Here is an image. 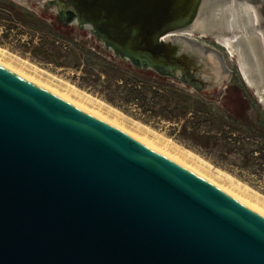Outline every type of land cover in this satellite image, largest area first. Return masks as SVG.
Returning a JSON list of instances; mask_svg holds the SVG:
<instances>
[{
    "label": "water",
    "instance_id": "obj_1",
    "mask_svg": "<svg viewBox=\"0 0 264 264\" xmlns=\"http://www.w3.org/2000/svg\"><path fill=\"white\" fill-rule=\"evenodd\" d=\"M12 1L198 92L228 76L193 38L209 0ZM235 2L264 50V0ZM0 264H264V216L0 64Z\"/></svg>",
    "mask_w": 264,
    "mask_h": 264
},
{
    "label": "rangeland",
    "instance_id": "obj_2",
    "mask_svg": "<svg viewBox=\"0 0 264 264\" xmlns=\"http://www.w3.org/2000/svg\"><path fill=\"white\" fill-rule=\"evenodd\" d=\"M3 3L7 5L3 7ZM11 6H14L12 10L15 12L10 10ZM32 15L44 20L48 26L54 25L53 19L48 15L44 17V13L35 4H21L12 0H0V47L6 50L8 55L10 53L9 56L15 59L16 62L35 66L44 71L45 76L52 75L65 83H70L81 92L121 111L129 120L131 119V121L133 120L148 126L152 130L162 134V136H165V138H169L182 147L191 150L209 163L215 172L218 170L224 176H230L236 183L242 184L245 188L248 187L255 195L260 196V198L264 197V104L257 96L255 90L245 81L239 67L237 55H231L227 46L223 45L215 37H202L201 39L197 36L193 37L199 42L215 49L223 59L228 76L223 85L218 89L203 93L175 83L170 79L159 81L164 89H168L170 86L183 90L186 95L192 96L191 102L193 106L187 116L192 115V117H195L196 113L199 112L194 107L195 105L197 106L196 101L199 100L203 101L210 113L215 116L217 115V108L222 107L224 111L218 116L225 117L224 120L229 125V128L226 127V131L230 129L232 132L229 131V135L231 133L234 137H239L238 141L242 142H231L232 145H229L221 140L220 137H217L218 139L212 140L210 145L202 147L194 145L190 139H187L183 135V128L186 126L184 119L187 118H184L185 113L176 119L160 111L155 115L147 110V106L143 105V101H124L127 98L124 90L121 89L119 93L111 91V87L109 86L111 81V64L105 63V61L111 62V52L105 49L96 38L87 32L66 26H59L57 29L63 38H55L48 26L42 23L36 24L34 19L30 17ZM72 29L75 31L72 32ZM71 39H74L79 46L70 42ZM47 43H55L56 46L63 44L68 48L67 50L64 49L65 51L68 52L70 49H73L72 54H77L78 58H47L44 56L42 49L43 45L45 46ZM82 45L84 48L81 47ZM88 50L97 52L103 61L101 59L93 60L88 58L85 55ZM83 53H85L84 56ZM79 56H83V58L79 59ZM14 72L18 73L15 70ZM143 74H148V76H144L147 80L158 78L154 77L151 72ZM122 76L121 78H123ZM118 80H121L120 77H118ZM39 86L41 85L39 84ZM230 115L238 118L239 121H231L228 118ZM102 120L109 123L106 119ZM193 121L196 122V127L201 133L209 131L208 136H220L219 130L212 126V124L199 125V119L196 118ZM250 131L256 134L253 140H251V137L247 139L250 136ZM242 146L245 148H242ZM252 149L254 153L245 156V152L252 151Z\"/></svg>",
    "mask_w": 264,
    "mask_h": 264
},
{
    "label": "bare ground",
    "instance_id": "obj_3",
    "mask_svg": "<svg viewBox=\"0 0 264 264\" xmlns=\"http://www.w3.org/2000/svg\"><path fill=\"white\" fill-rule=\"evenodd\" d=\"M235 1L209 0L194 27L201 35H214L219 42L227 46L231 55L236 54L246 82L258 88L264 86V50L261 42L249 31L251 20L248 9ZM9 55L6 50L0 47L1 65L10 70L12 69L13 72L14 70L17 71L21 74H19L20 76L24 75L33 83L40 84L41 87L43 86V88L59 95L71 104H75L74 106L84 112L108 120L109 123L111 122L112 125L145 146L171 160L174 159V162L184 165L201 177L211 181L230 196L237 198L238 201L264 216V197H261V199L260 196L252 193L253 191L251 192L248 187L245 188L242 184L236 183L230 176L226 177V174L224 176L218 170L215 172L209 163L191 150L182 147L169 138H165V136L148 126L129 120L121 111L81 92L70 83H65L52 75L45 76L44 71L35 66L29 65V67L21 62H16ZM263 99V97L260 98L264 102Z\"/></svg>",
    "mask_w": 264,
    "mask_h": 264
},
{
    "label": "trees",
    "instance_id": "obj_4",
    "mask_svg": "<svg viewBox=\"0 0 264 264\" xmlns=\"http://www.w3.org/2000/svg\"><path fill=\"white\" fill-rule=\"evenodd\" d=\"M7 4L3 3V7L6 6ZM14 6H11V11ZM15 12V11H14ZM19 14V13H18ZM31 18L34 19L36 24H46L44 20H41L40 18H37L35 16H30ZM11 19V17H10ZM54 25L48 26L50 29L52 35H54L55 38L62 39L63 37L61 36L60 33H58V28H59V23L57 20L53 21ZM75 30L72 29V32ZM70 42H72L74 45L79 46L77 42L74 41V39H71ZM83 47V45L81 46ZM84 48V47H83ZM44 56L49 58V57H59V58H78L77 54L74 55L73 49H70V51H65L64 49H68L67 46H64L63 44L61 46H56L55 43H47V45H43L42 47ZM85 53H83L84 56ZM88 58H91L93 60H99L103 59L100 57L97 52H93L91 50H88L87 53L85 54ZM83 56H79V59H82ZM105 63H108L109 65L111 64V78H110V83L109 86L111 87V91L114 93H119V91L124 90L126 92L127 98L124 101L131 102L133 100H138L139 102L143 101V105L147 106V110L150 111L151 113L157 115L158 112L160 111L161 113H166L172 118L176 119L180 117L183 113H185V118L184 120L186 121V126L183 128V135L187 137V139H190L191 142L194 145H199L202 147H206L207 145H210L212 140H217V137H220L221 140H223L226 144L232 145L231 142H236L239 143L238 139L239 137H234L229 131H226V127L229 128V125H227V122H225V117L223 116L219 117L218 115H221L224 110H222V107L217 108V115H213L210 113L208 110L207 106L205 103L201 100L196 101L197 106L195 105L194 107L197 109V112L195 117L187 116L190 112V109L192 108V96L191 95H186L183 90H180L178 88L170 87L168 89L162 88V84L159 81H162L163 78L159 77L156 74H152L154 79H149L147 80L144 78V76H148V74H143L147 73L141 69L136 68L133 65H128L125 62H123L121 59L117 58L115 55L111 54V62L105 61ZM124 68V69H123ZM102 72V71H101ZM123 75V76H122ZM121 76L123 78H121ZM118 77H120V81L118 80ZM201 101V102H200ZM192 113V111H191ZM210 115V116H209ZM199 119L198 124H212V126L216 127V129L219 130L220 136L214 135V136H208L209 131L207 132H200L199 129L196 127V122H194V119ZM228 118H230L231 121L233 122H238V118H234L232 115H230ZM198 125V126H199ZM224 126V127H223ZM232 132V131H230ZM219 135V134H218ZM250 136L248 138H252L251 140L254 139L256 134L252 131H250ZM216 138V139H215ZM245 141L244 139H242ZM216 142V141H215ZM242 143V142H240ZM240 150L242 148H245L242 146L239 147ZM248 150V149H247ZM246 150V151H247ZM254 153V150L249 152H245L246 155H250Z\"/></svg>",
    "mask_w": 264,
    "mask_h": 264
}]
</instances>
